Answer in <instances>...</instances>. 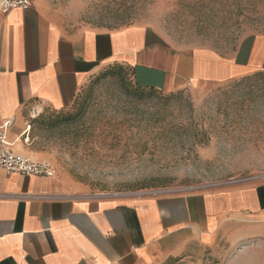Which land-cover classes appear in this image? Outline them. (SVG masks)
Returning a JSON list of instances; mask_svg holds the SVG:
<instances>
[{
  "label": "crops",
  "instance_id": "0c3cea01",
  "mask_svg": "<svg viewBox=\"0 0 264 264\" xmlns=\"http://www.w3.org/2000/svg\"><path fill=\"white\" fill-rule=\"evenodd\" d=\"M114 65L134 72L142 88L199 94L264 74V36L221 57L173 47L144 26L67 30L42 0L0 14V125L13 121L12 150L28 156L17 145L32 111L72 107L89 81ZM260 227L264 185L111 195L0 171V264H165L193 246L233 243Z\"/></svg>",
  "mask_w": 264,
  "mask_h": 264
},
{
  "label": "rangeland",
  "instance_id": "374dc122",
  "mask_svg": "<svg viewBox=\"0 0 264 264\" xmlns=\"http://www.w3.org/2000/svg\"><path fill=\"white\" fill-rule=\"evenodd\" d=\"M42 1L67 30L144 26L173 47L221 57L264 36V0ZM110 67L89 81L72 107L32 111L24 121L30 140L21 138L20 150L48 162L65 186L97 194L264 185V74L199 94L146 90L137 98ZM128 81L135 82L131 75ZM165 264H264V228L233 243L193 246L188 256Z\"/></svg>",
  "mask_w": 264,
  "mask_h": 264
},
{
  "label": "built area",
  "instance_id": "2783aa9c",
  "mask_svg": "<svg viewBox=\"0 0 264 264\" xmlns=\"http://www.w3.org/2000/svg\"><path fill=\"white\" fill-rule=\"evenodd\" d=\"M34 7V0H0V14L7 15L15 9L29 10ZM13 121H6L0 125V171L24 177H55L56 170L46 161H36L32 158L15 153L8 140V133ZM21 138L25 142L30 140V124H26Z\"/></svg>",
  "mask_w": 264,
  "mask_h": 264
},
{
  "label": "trees",
  "instance_id": "16d2710c",
  "mask_svg": "<svg viewBox=\"0 0 264 264\" xmlns=\"http://www.w3.org/2000/svg\"><path fill=\"white\" fill-rule=\"evenodd\" d=\"M109 71H110L111 75L117 76L120 79L124 80V83L127 84L126 87L128 89V93H129L130 96L140 98L141 95L146 93V90L157 91L154 88H142L136 82L132 83V81H128V83H127L126 82V77L129 76V75L134 77V72H132L130 69H126L125 67H123L121 65H114V66L110 67ZM59 122H61V121H59Z\"/></svg>",
  "mask_w": 264,
  "mask_h": 264
},
{
  "label": "bare ground",
  "instance_id": "6f19581e",
  "mask_svg": "<svg viewBox=\"0 0 264 264\" xmlns=\"http://www.w3.org/2000/svg\"><path fill=\"white\" fill-rule=\"evenodd\" d=\"M33 159V158H32ZM33 160H36V159H33Z\"/></svg>",
  "mask_w": 264,
  "mask_h": 264
}]
</instances>
